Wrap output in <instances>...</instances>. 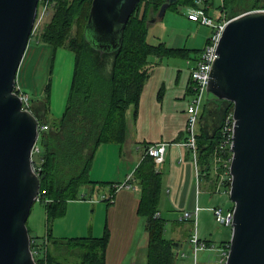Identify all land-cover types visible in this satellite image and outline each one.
<instances>
[{
	"label": "trees",
	"instance_id": "trees-1",
	"mask_svg": "<svg viewBox=\"0 0 264 264\" xmlns=\"http://www.w3.org/2000/svg\"><path fill=\"white\" fill-rule=\"evenodd\" d=\"M54 1V15L45 25L41 40L55 49L70 48L75 52L76 62L67 106L60 118L49 117L50 84L46 88L47 96L33 101L30 106L40 123L48 125V129L42 131V161L39 163L42 177L39 200L46 204L47 234L35 235L29 227L32 248L37 247L38 254H42L40 259L36 258L38 264H106L108 228L101 237L60 238L53 233L54 222L66 213L70 200L83 198L81 188L94 182L89 171L100 145L126 141L128 111L133 106L134 115L138 114L142 90L153 67L164 58L187 59L192 51L199 53L202 49L149 41L150 22L157 19L161 7L169 0H141L128 21L121 47L114 52H101L85 35L92 0ZM197 1L173 0L168 8L179 11L197 7ZM204 5L209 13L214 0H205ZM253 9H264V0H222L220 4V12L227 17ZM231 110L230 101L209 97L200 114L199 168L205 187L210 190L217 188L222 171L226 170L219 162L218 173H213L215 156L224 157L219 149L221 127ZM134 176L141 185L138 213L148 223L147 264H177L181 241L166 236L167 219L159 208L163 173L158 170L155 159L145 155ZM224 185L228 190L230 180L225 179ZM64 243L81 248L79 261L70 262L69 256L64 254ZM229 244L230 240L223 241L222 247L229 248Z\"/></svg>",
	"mask_w": 264,
	"mask_h": 264
},
{
	"label": "water",
	"instance_id": "water-1",
	"mask_svg": "<svg viewBox=\"0 0 264 264\" xmlns=\"http://www.w3.org/2000/svg\"><path fill=\"white\" fill-rule=\"evenodd\" d=\"M140 2L92 0L85 27L90 43L101 52L119 49ZM38 6L39 0H0V264H38L28 219L41 192L32 159L40 119L15 90ZM228 18L207 88V98L230 101L234 113V218L225 264H264V9Z\"/></svg>",
	"mask_w": 264,
	"mask_h": 264
},
{
	"label": "crops",
	"instance_id": "crops-1",
	"mask_svg": "<svg viewBox=\"0 0 264 264\" xmlns=\"http://www.w3.org/2000/svg\"><path fill=\"white\" fill-rule=\"evenodd\" d=\"M222 15L224 14L220 12L219 15L212 16L221 17ZM157 19H160L159 16ZM156 20H151L150 24ZM197 55L198 53H191L187 59L182 58V62L166 63L163 59L153 67L142 90L139 111L137 115H134V122L128 117L126 141L122 144L104 143L100 145L89 171L90 178L94 181L89 184L90 194L87 196L84 193L83 198L68 202L67 213L54 222L53 233L56 237H101L108 228L110 239L106 249V264H147L148 223L147 219L138 213L141 185L136 180L134 172L145 157L146 148L158 142L167 143L166 160L158 165V170L162 171L163 165L169 159L170 170L168 174H163V186H167L173 206L179 211H193L196 203L199 204L196 166L191 152L180 145V142L187 137V106L192 99L190 67L193 63L189 64L187 60ZM25 58L26 56L17 74V86L29 93L22 80ZM187 97L189 99L185 102ZM30 100L33 103L34 99L31 95ZM40 112L45 113L42 108ZM218 171L219 167L215 165L213 173L217 174ZM130 175L133 187H123L117 190V185L125 182ZM111 193L115 194L113 202L103 198ZM74 206L81 207L76 210H84L90 216L86 218L79 214L85 218L84 220L74 215L69 216L70 212L71 214L77 213ZM160 214L163 215L161 210ZM187 220L192 221V219ZM46 234L47 225L36 233L38 236ZM171 238L181 240L179 234ZM66 245V243L62 245L63 249ZM222 249L225 247L223 246Z\"/></svg>",
	"mask_w": 264,
	"mask_h": 264
},
{
	"label": "rangeland",
	"instance_id": "rangeland-1",
	"mask_svg": "<svg viewBox=\"0 0 264 264\" xmlns=\"http://www.w3.org/2000/svg\"><path fill=\"white\" fill-rule=\"evenodd\" d=\"M221 3L222 0H214V5L209 10V13L215 16L219 15ZM54 7L55 1H53L50 16L30 38L27 48L28 52H26L25 55L24 77L22 79L23 83L26 85L25 89L29 93L25 91L23 92L29 94V96L31 95L34 101H36L35 98L44 99V97L47 96L46 88L47 85L50 84V118L60 117L66 108L76 62L75 52L70 48L59 47L55 49L52 45L41 40V34L45 25L50 22L54 15ZM187 13V8H181L179 11L168 8L163 18L159 17L160 19H157L154 23L150 24L148 31L149 41L152 43L164 41L169 46H187L189 48L198 49L204 48L207 39L210 36L211 28L198 22L191 21L187 17ZM192 52L198 53L197 51ZM164 60L166 63H171L173 61L182 62L183 59L170 57L164 58ZM210 97H213V95L211 94ZM188 99L189 98L187 97L185 102L188 101ZM30 102L32 103V100H30ZM205 102L202 109L205 107ZM212 110L213 109H211V111ZM128 117L130 121L134 122L135 116L133 106L129 109ZM42 139L41 133L38 139L40 145H42ZM40 158L41 155H35V160L38 163H40ZM169 167L170 163L168 159L163 165V174H168L170 170ZM224 173L225 171H222L224 176H221L220 188L213 191L205 187L206 183L203 179L200 183L196 181L200 199L199 205L201 206L197 218V229L201 239L204 241L207 240L209 242V244L207 242L208 246L212 245L214 247L213 249H203L199 251L198 264H220L223 241L226 239L230 240L232 237L233 227L218 222L214 210L212 209L215 206H221L226 210L228 208H233L234 206L229 194L230 187L227 190L225 188L227 186L224 185V180L227 178V175ZM89 187L88 184L81 188V196L84 193L87 196L90 194ZM74 207L75 210L81 208L77 206ZM159 208L162 211V216L167 219L166 236L171 238L179 234L182 243L179 250L186 252L185 257L178 258L177 264H182V262H184V264H193L194 256L189 240L191 235L195 232L196 225L194 224L193 219L192 221L181 220L184 211H179L173 206L166 185L163 186ZM73 213L74 214H71L70 212L69 216L74 215L83 220L85 218L79 216V214L84 215L86 218L90 216V214L84 212V210L81 211V209H79L77 213ZM65 223L66 222H64V224ZM28 225L29 227H32L33 231L32 229L31 231L35 235L37 231L47 225L45 202L37 200L34 203L28 219ZM63 250L64 254L69 256L68 258L70 259V262L74 263L80 260L78 254L82 252L81 248L68 244ZM41 257L42 254H36L37 259H40Z\"/></svg>",
	"mask_w": 264,
	"mask_h": 264
},
{
	"label": "built area",
	"instance_id": "built-area-1",
	"mask_svg": "<svg viewBox=\"0 0 264 264\" xmlns=\"http://www.w3.org/2000/svg\"><path fill=\"white\" fill-rule=\"evenodd\" d=\"M53 1L54 0H39L40 7L38 6L37 16L35 19L34 27L32 34H34L40 26L46 21V19L51 14V8L53 7ZM205 0H198V6L197 7H188V18L192 21L198 22L202 25L209 26L211 28V33L209 38L207 39V43L202 48V50L198 53V55L195 58H189L187 62L189 64L193 63L190 67L191 71V78H192V99L190 100L188 106H187V122H186V132L187 137L185 140L180 142V145H183L186 147L192 155V160L195 163L196 166V175H197V181L200 183L202 181V176L200 173L199 168V150H198V128H199V120H200V114L202 111V106L205 102V100L208 97V84L210 80V73L212 69V65L214 60L218 57V44L221 39V36L223 34V31L229 21V18L226 15H222L221 17H215L212 16L210 13L206 11V7L204 5ZM19 90L18 93H20L22 101H23V107L29 108L31 106L30 102V96L29 94L23 92L19 86L15 87V90ZM233 110H231L225 117L224 122L221 127L222 131V141L220 143L219 149L224 152V157L220 158L219 156H215V162L219 167V162L224 164L225 167V175H227L226 179H229L231 182V176L229 173V167L232 161V150L231 145L233 142V132H234V116H233ZM48 129L47 124H41L39 125V135L38 138L32 148V159L35 170L41 174L40 172V166L39 163L35 160V155L42 154L41 146L38 142V139L42 133V131ZM166 146L167 143L164 142H158L149 145L146 148L145 155L152 156L157 165L162 164L166 160ZM42 161V158H40V161ZM222 176H224L222 174ZM132 176L130 175L128 179L117 185L116 189H120L123 187H133V184L130 182ZM221 181L219 182L218 188H220ZM114 193H111L109 196H104L103 198L113 202L114 201ZM201 209V206L196 203L195 209L193 211H184L183 216L181 217V220H187V219H193L194 224L196 225L195 232L190 237V247L193 251L194 256V262L193 264H198V253L200 250L203 249H213L214 247L208 246L207 242L202 240L198 229H197V218L199 211ZM214 210L216 219L218 222L227 225L232 226L233 218H234V212L233 208L224 209L221 206H215L212 208ZM228 249H221V258H220V264H225L226 258L228 255ZM34 254H38L37 247L33 248ZM186 256L185 251L178 250L177 257L183 258ZM184 264V262H182Z\"/></svg>",
	"mask_w": 264,
	"mask_h": 264
}]
</instances>
